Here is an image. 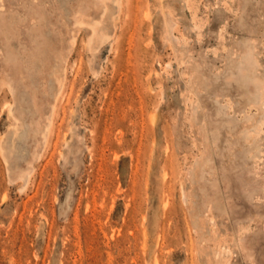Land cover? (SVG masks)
I'll return each mask as SVG.
<instances>
[{"label":"rangeland","instance_id":"obj_1","mask_svg":"<svg viewBox=\"0 0 264 264\" xmlns=\"http://www.w3.org/2000/svg\"><path fill=\"white\" fill-rule=\"evenodd\" d=\"M0 264H264V0H0Z\"/></svg>","mask_w":264,"mask_h":264}]
</instances>
